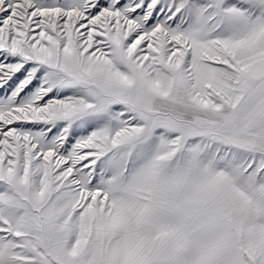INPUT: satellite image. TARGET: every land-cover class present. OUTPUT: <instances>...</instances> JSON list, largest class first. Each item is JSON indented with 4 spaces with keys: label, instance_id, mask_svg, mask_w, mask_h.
Returning a JSON list of instances; mask_svg holds the SVG:
<instances>
[{
    "label": "snow or ice",
    "instance_id": "obj_1",
    "mask_svg": "<svg viewBox=\"0 0 264 264\" xmlns=\"http://www.w3.org/2000/svg\"><path fill=\"white\" fill-rule=\"evenodd\" d=\"M0 264H264V0H0Z\"/></svg>",
    "mask_w": 264,
    "mask_h": 264
}]
</instances>
